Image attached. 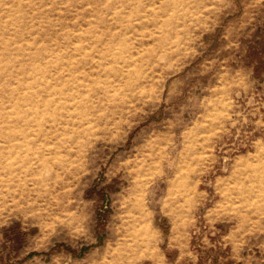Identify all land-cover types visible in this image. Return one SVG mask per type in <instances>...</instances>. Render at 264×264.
I'll return each instance as SVG.
<instances>
[{
  "label": "rangeland",
  "instance_id": "1",
  "mask_svg": "<svg viewBox=\"0 0 264 264\" xmlns=\"http://www.w3.org/2000/svg\"><path fill=\"white\" fill-rule=\"evenodd\" d=\"M218 255L264 264V0H0V264Z\"/></svg>",
  "mask_w": 264,
  "mask_h": 264
},
{
  "label": "crops",
  "instance_id": "2",
  "mask_svg": "<svg viewBox=\"0 0 264 264\" xmlns=\"http://www.w3.org/2000/svg\"><path fill=\"white\" fill-rule=\"evenodd\" d=\"M212 257H213V256H209V257H208V261L210 260V262H211ZM219 257L221 258L222 256L218 255V256H217L216 258H214L213 260H214V261L216 260V262H218V263H220V264H223L224 261H222ZM225 258H226V257H225ZM213 260H212V262H214ZM156 264H158V263H156ZM208 264H209V263H208Z\"/></svg>",
  "mask_w": 264,
  "mask_h": 264
}]
</instances>
